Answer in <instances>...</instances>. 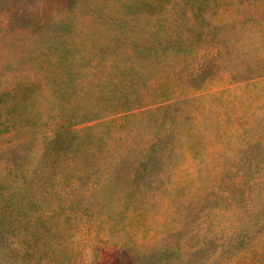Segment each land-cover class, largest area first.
<instances>
[{"label": "rangeland", "instance_id": "374dc122", "mask_svg": "<svg viewBox=\"0 0 264 264\" xmlns=\"http://www.w3.org/2000/svg\"><path fill=\"white\" fill-rule=\"evenodd\" d=\"M0 264H264V0H0Z\"/></svg>", "mask_w": 264, "mask_h": 264}]
</instances>
